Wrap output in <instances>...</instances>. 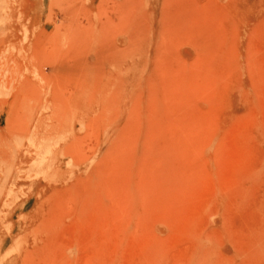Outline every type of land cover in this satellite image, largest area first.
I'll return each instance as SVG.
<instances>
[{
  "label": "rangeland",
  "instance_id": "1",
  "mask_svg": "<svg viewBox=\"0 0 264 264\" xmlns=\"http://www.w3.org/2000/svg\"><path fill=\"white\" fill-rule=\"evenodd\" d=\"M34 263L264 264V0H0V264Z\"/></svg>",
  "mask_w": 264,
  "mask_h": 264
},
{
  "label": "bare ground",
  "instance_id": "2",
  "mask_svg": "<svg viewBox=\"0 0 264 264\" xmlns=\"http://www.w3.org/2000/svg\"><path fill=\"white\" fill-rule=\"evenodd\" d=\"M182 1H183V0H182ZM184 1H185V0H184ZM175 2H176V1H175ZM177 2H178V0H177ZM214 2H215V1H214ZM171 3H172V2H171ZM194 3H195V1H194ZM194 3H193V4H194ZM208 3H209V2H208ZM163 4H164V3H163ZM190 4H191V3H190ZM184 5H185V3H184ZM207 5H208V4H207ZM178 6H181V5H178ZM189 7H190V6H189ZM194 7H195V6H194ZM194 7H193V9H195L197 6H196L195 8H194ZM200 8H201V7H200ZM202 8H203V7H202ZM166 9H167V8H166ZM167 10H169V9H167ZM180 10H181V9H180ZM197 11H198V10H197ZM197 11H195V12H197ZM201 11H203V10L200 9L199 12H201ZM207 11H208V10H207ZM195 12H194V13H195ZM199 12H198V13H199ZM204 12H205V11H204ZM215 12H216V11H215ZM180 13H181V12H180ZM202 13H203V12H202ZM206 13H208V12H206ZM206 13H205V14H206ZM192 14H193V13H192ZM203 14H204V13H203ZM205 14H204V15H205ZM209 14H211V13H209ZM182 15H183V14H182ZM198 15H199V14H198ZM207 15H208V14H207ZM179 16H180V15H179ZM200 16H203V15L200 14ZM222 16H223V15H222ZM183 17H184V16H183ZM190 17H191V16H190ZM195 17H196V16H195ZM212 18H213V17H212ZM212 18H211V19H212ZM176 19H177V18H176ZM186 19H187V18H186ZM197 19H198V18H197ZM201 19H202V21H203V18H201ZM213 19H214V18H213ZM215 19H216V18H215ZM222 19H223V18H222ZM187 20H189V19H187ZM207 20H208V19H207ZM207 20H206V21H207ZM223 20H224V19H223ZM164 21H165V20H164ZM194 21H195V20H194ZM196 21H197V20H196ZM202 21H201V24H202ZM209 21H211V20H209ZM190 22H192V21H190ZM198 22H199V21H198ZM214 22H215V21H214ZM219 22H220V21H219ZM195 23H196V22H195ZM210 23H211V22H210ZM198 24H199V23H198ZM205 24H206V23H205ZM212 24H213V23H212ZM212 24H211V25H212ZM193 28H194V27H193ZM206 28H207V27H206ZM195 29H196V28H195ZM209 29H212V28H209ZM196 32H197V31H196ZM193 34H194V33H193ZM196 34H197V33H196ZM197 37H198V36H197ZM195 38H196V37H195ZM207 41H208V40H207ZM219 44H220V43H219ZM217 45H218V44H217ZM208 62H209V61H208ZM225 63H226V62H225ZM224 65H225V64H224ZM226 66H227V65H226ZM226 68H227V67H226ZM213 71H214V70H213ZM84 213H85V212H84ZM81 215H82V214H81ZM78 224H79V223H78ZM53 237H54V236H53ZM53 237H52V238H53ZM50 240H51V239H50ZM48 241H49V240H48ZM52 242H53V241H52ZM49 243L51 244L50 241H49ZM45 245H46V244H45ZM37 251H38V250H37ZM41 251H42V250H41ZM34 264H35V263H34Z\"/></svg>",
  "mask_w": 264,
  "mask_h": 264
}]
</instances>
